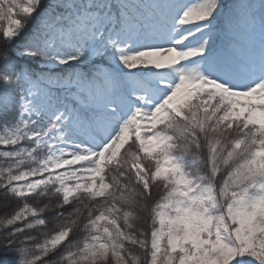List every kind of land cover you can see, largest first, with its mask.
I'll use <instances>...</instances> for the list:
<instances>
[{
    "label": "snow or ice",
    "instance_id": "6c2138e0",
    "mask_svg": "<svg viewBox=\"0 0 264 264\" xmlns=\"http://www.w3.org/2000/svg\"><path fill=\"white\" fill-rule=\"evenodd\" d=\"M0 264H264V0H0Z\"/></svg>",
    "mask_w": 264,
    "mask_h": 264
}]
</instances>
